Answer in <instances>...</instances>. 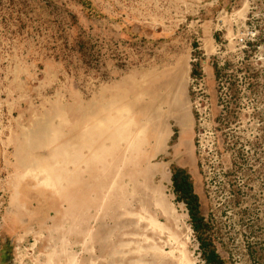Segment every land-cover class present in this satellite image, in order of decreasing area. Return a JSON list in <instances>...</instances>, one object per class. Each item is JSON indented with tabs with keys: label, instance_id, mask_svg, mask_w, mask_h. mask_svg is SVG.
<instances>
[{
	"label": "rangeland",
	"instance_id": "rangeland-1",
	"mask_svg": "<svg viewBox=\"0 0 264 264\" xmlns=\"http://www.w3.org/2000/svg\"><path fill=\"white\" fill-rule=\"evenodd\" d=\"M188 185L264 264V0H0V264H202Z\"/></svg>",
	"mask_w": 264,
	"mask_h": 264
},
{
	"label": "bare ground",
	"instance_id": "bare-ground-1",
	"mask_svg": "<svg viewBox=\"0 0 264 264\" xmlns=\"http://www.w3.org/2000/svg\"><path fill=\"white\" fill-rule=\"evenodd\" d=\"M141 210L144 213V218L142 219L143 220V223L141 225L143 227L144 226H150L152 228H157V230H160L161 232H164L165 231V228L164 227H161L163 225L159 223L160 222L158 220L159 218H162L165 221V223H167L169 226H180V221L181 220L178 218V216H176L175 211H174V208L172 207L171 204L168 203V201L166 200V198L161 195V193H160L159 190L149 189L148 191H145L144 198H143V204L141 205ZM175 229H177V228H175ZM174 245H175V243H174ZM180 248H181V246L179 247V249Z\"/></svg>",
	"mask_w": 264,
	"mask_h": 264
},
{
	"label": "trees",
	"instance_id": "trees-1",
	"mask_svg": "<svg viewBox=\"0 0 264 264\" xmlns=\"http://www.w3.org/2000/svg\"><path fill=\"white\" fill-rule=\"evenodd\" d=\"M214 71L216 79H219L220 71L217 69ZM231 95L232 94L230 93V96ZM187 188L190 194V202L192 203H187L188 207L190 206L188 210L192 224L191 227L195 233L196 241L198 243L202 264H225L224 260L216 252L211 240L208 238V236H206L208 226H206V224L203 222V218L199 215L197 198L191 193L189 185ZM257 264H261V262H257Z\"/></svg>",
	"mask_w": 264,
	"mask_h": 264
},
{
	"label": "flooded vegetation",
	"instance_id": "flooded-vegetation-1",
	"mask_svg": "<svg viewBox=\"0 0 264 264\" xmlns=\"http://www.w3.org/2000/svg\"><path fill=\"white\" fill-rule=\"evenodd\" d=\"M176 178H178L177 173H176V172H173V174H171V176H170V182H171V184H173L174 186H175V184H176Z\"/></svg>",
	"mask_w": 264,
	"mask_h": 264
},
{
	"label": "crops",
	"instance_id": "crops-1",
	"mask_svg": "<svg viewBox=\"0 0 264 264\" xmlns=\"http://www.w3.org/2000/svg\"><path fill=\"white\" fill-rule=\"evenodd\" d=\"M112 141H114V140H112ZM115 142V141H114Z\"/></svg>",
	"mask_w": 264,
	"mask_h": 264
}]
</instances>
